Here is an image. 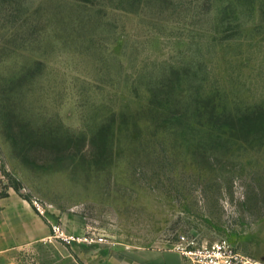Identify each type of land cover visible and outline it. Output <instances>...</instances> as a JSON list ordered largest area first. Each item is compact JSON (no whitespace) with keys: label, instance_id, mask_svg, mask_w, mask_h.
I'll use <instances>...</instances> for the list:
<instances>
[{"label":"rangeland","instance_id":"1","mask_svg":"<svg viewBox=\"0 0 264 264\" xmlns=\"http://www.w3.org/2000/svg\"><path fill=\"white\" fill-rule=\"evenodd\" d=\"M0 170L89 235L264 264V0H0Z\"/></svg>","mask_w":264,"mask_h":264},{"label":"crops","instance_id":"2","mask_svg":"<svg viewBox=\"0 0 264 264\" xmlns=\"http://www.w3.org/2000/svg\"><path fill=\"white\" fill-rule=\"evenodd\" d=\"M0 170V185H1ZM41 215L15 188H0V264H189L176 248L134 247L104 242L65 245L51 239L52 223L62 222L71 234L88 235L81 227L50 210Z\"/></svg>","mask_w":264,"mask_h":264},{"label":"built area","instance_id":"3","mask_svg":"<svg viewBox=\"0 0 264 264\" xmlns=\"http://www.w3.org/2000/svg\"><path fill=\"white\" fill-rule=\"evenodd\" d=\"M31 202L41 215H47V212H49V205L37 199ZM51 239L69 246L74 244L93 245L108 241L106 237L102 235L71 234L59 223H52ZM176 249L183 253L189 264H259L238 251L227 241H217L212 245H200L197 242H192L187 246L176 247Z\"/></svg>","mask_w":264,"mask_h":264},{"label":"trees","instance_id":"4","mask_svg":"<svg viewBox=\"0 0 264 264\" xmlns=\"http://www.w3.org/2000/svg\"><path fill=\"white\" fill-rule=\"evenodd\" d=\"M170 107L168 108V110H170V112L171 111H173V108H175L176 107V99L174 100V102H173V105L171 104V105H169ZM14 188L18 191L19 190V188L17 187V186H14Z\"/></svg>","mask_w":264,"mask_h":264}]
</instances>
